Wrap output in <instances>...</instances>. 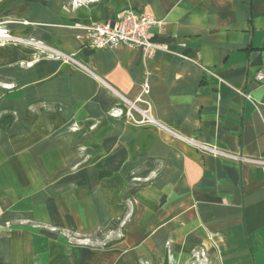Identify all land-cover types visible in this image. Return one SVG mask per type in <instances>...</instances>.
Here are the masks:
<instances>
[{
	"label": "crops",
	"instance_id": "0c3cea01",
	"mask_svg": "<svg viewBox=\"0 0 264 264\" xmlns=\"http://www.w3.org/2000/svg\"><path fill=\"white\" fill-rule=\"evenodd\" d=\"M127 10L162 20L152 41L174 54L78 40L77 25ZM3 20L28 22L10 27L88 72L43 58L19 67L32 62L24 51L0 57V264H264V0H96L72 10L64 0H4ZM146 79L157 125L127 121L109 89L133 100ZM72 123L77 132L63 131ZM81 145L86 163L69 176L101 178L100 192L91 182L85 198L63 203V165ZM83 199L90 224L125 222L96 254L39 227H76Z\"/></svg>",
	"mask_w": 264,
	"mask_h": 264
},
{
	"label": "rangeland",
	"instance_id": "374dc122",
	"mask_svg": "<svg viewBox=\"0 0 264 264\" xmlns=\"http://www.w3.org/2000/svg\"><path fill=\"white\" fill-rule=\"evenodd\" d=\"M4 0H0V3ZM53 0H39V2H49ZM65 5L68 9L72 10L75 8H79L81 6H84L87 3L94 2L96 0H64ZM15 24L17 26H28V22L23 20H3L0 21V51L1 55H4L6 52L10 50L14 51H24L30 53L31 63L28 62H20L19 67L25 66L30 67L33 65L35 61H37L39 58L43 59H50V60H57L61 61L64 64H68L72 68H76L80 70L75 65L71 64L70 61L63 58V56L70 57L75 62V58L70 55L69 53L63 52L61 50H58L52 46H49L45 44L44 42L37 40L33 38L31 35H21L14 33L10 25ZM3 34V35H2ZM2 36V37H1ZM4 36V37H3ZM27 50V51H25ZM50 51L58 52L59 54H62L63 56L59 57V59H55L57 57L56 54H52ZM50 55H53L50 57ZM3 57V56H2ZM3 71V69L0 68V71ZM5 87V86H4ZM78 127L76 124H68L67 127L64 128L63 131L65 132H77ZM77 153L80 156V159L77 161H74L73 164H70L67 162L65 165H63V178H62V189L61 193L63 196V203L68 202L71 198V194H74L75 192L78 193V198H85L87 195V192H89V187L91 186L89 184H93V187L95 191L100 192V186L101 178H91L86 175H78L77 177H70L69 174L71 172H75L76 170H79L80 168L84 167L86 161H85V147L83 145L78 146L76 148ZM67 174V175H66ZM52 179L50 182H52ZM140 180L137 181L134 179L131 180V182H136L137 184H143L146 182L142 178H139ZM135 180V181H134ZM49 183V182H47ZM54 183H49L47 186H52ZM57 190V189H56ZM50 192H53V188L51 187ZM47 200H50V198H47ZM129 201V200H127ZM78 211L79 213H82V217L77 218V224L76 227L70 228L68 226H61V227H52V226H39L40 228H43L45 232L55 233L58 236V239L61 241L62 244H64L68 249L77 248V249H84L88 250L91 254H96L99 251L102 252L103 248H107L108 245L112 243L113 239L117 238V235L123 231L124 228V221H119L117 223H113L116 225V227H113L111 230L107 228V226H98L90 224V219L85 220V208L86 206V199H83L78 202ZM208 259L205 257H200V263L199 264H209L207 261ZM142 264H148V262H142Z\"/></svg>",
	"mask_w": 264,
	"mask_h": 264
},
{
	"label": "built area",
	"instance_id": "2783aa9c",
	"mask_svg": "<svg viewBox=\"0 0 264 264\" xmlns=\"http://www.w3.org/2000/svg\"><path fill=\"white\" fill-rule=\"evenodd\" d=\"M164 22L158 20L151 15H138L131 10L122 12L114 22L104 23H92L88 25H77L75 28L79 30L80 35L78 40L85 42L86 45L94 50H105L117 47H127L131 49H140L143 52L144 57L151 58L157 52L172 53L169 50L167 44L156 43L152 41L154 33L162 31ZM52 54H56L55 59L63 56L55 51H50ZM53 55H50L52 57ZM64 59L70 61L71 64L78 67L80 70L88 72V70L75 62L73 59L67 56H63ZM256 79L262 81L264 76L258 74ZM113 94H115L121 102L126 106L125 117L126 120L137 125H157L150 115L151 105L148 100L149 83L146 79L140 87L139 94L133 99L128 100L120 96L113 88H109ZM114 115L122 114L119 109L114 110ZM190 144L193 142L189 141ZM201 150L206 152H212L213 150L202 147ZM260 164L264 165V163ZM155 176V172L151 173L144 178L146 182L150 178ZM139 181V178H135Z\"/></svg>",
	"mask_w": 264,
	"mask_h": 264
},
{
	"label": "bare ground",
	"instance_id": "6f19581e",
	"mask_svg": "<svg viewBox=\"0 0 264 264\" xmlns=\"http://www.w3.org/2000/svg\"><path fill=\"white\" fill-rule=\"evenodd\" d=\"M1 35V34H0ZM3 35V34H2ZM2 37V36H1ZM4 37V36H3Z\"/></svg>",
	"mask_w": 264,
	"mask_h": 264
}]
</instances>
